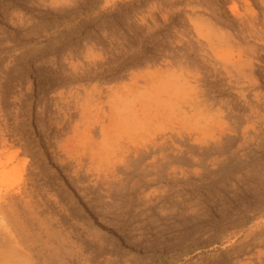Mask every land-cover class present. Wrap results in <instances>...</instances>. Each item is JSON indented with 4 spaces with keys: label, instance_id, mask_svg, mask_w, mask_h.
<instances>
[{
    "label": "rangeland",
    "instance_id": "1",
    "mask_svg": "<svg viewBox=\"0 0 264 264\" xmlns=\"http://www.w3.org/2000/svg\"><path fill=\"white\" fill-rule=\"evenodd\" d=\"M0 264H264V0H0Z\"/></svg>",
    "mask_w": 264,
    "mask_h": 264
},
{
    "label": "bare ground",
    "instance_id": "2",
    "mask_svg": "<svg viewBox=\"0 0 264 264\" xmlns=\"http://www.w3.org/2000/svg\"><path fill=\"white\" fill-rule=\"evenodd\" d=\"M132 7H138V4H134ZM132 9H136V8H132ZM135 11V10H134ZM105 22L104 19L100 20L98 23H103ZM35 92H36V88L35 86L32 84L30 86V89H29V100H27L26 102V107H25V110H24V113L26 115V120L28 121V123L30 124V127L31 128H34V117H33V98L35 96ZM37 134L34 133V136L36 137ZM44 160H49V156L47 154V151L46 149H43L42 150V155H41ZM50 169L52 171H58V168H56L55 164L54 163H51L50 161ZM7 173H4L3 174V178L6 176ZM7 187V186H6ZM14 187L13 184L9 185L6 189V192H10L12 190V188ZM70 193H72L75 198L79 199L78 198V195L75 193V191L73 189L70 188ZM83 210L87 213V215L94 221V223H96V225L103 231L107 232V233H111L113 234L114 232H112V230H110L109 226L104 222L102 221L100 218H98L91 210H89L85 205L82 206ZM124 243L127 245V246H130L131 245L126 241V240H123Z\"/></svg>",
    "mask_w": 264,
    "mask_h": 264
}]
</instances>
